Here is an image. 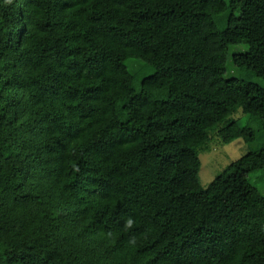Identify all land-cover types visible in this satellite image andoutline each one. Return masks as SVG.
Instances as JSON below:
<instances>
[{"label":"trees","instance_id":"1","mask_svg":"<svg viewBox=\"0 0 264 264\" xmlns=\"http://www.w3.org/2000/svg\"><path fill=\"white\" fill-rule=\"evenodd\" d=\"M252 78L264 0H0V264H264Z\"/></svg>","mask_w":264,"mask_h":264},{"label":"rangeland","instance_id":"2","mask_svg":"<svg viewBox=\"0 0 264 264\" xmlns=\"http://www.w3.org/2000/svg\"><path fill=\"white\" fill-rule=\"evenodd\" d=\"M233 50H244L243 47H232ZM230 75L236 74L234 68L230 67ZM253 82L264 85L259 79L252 78ZM236 118L246 119V115L242 111L236 114ZM243 124L246 122L242 121ZM264 147V139H257L252 143H246L242 139H237L231 143H223L214 140L208 145V148L199 152L201 160V169L199 172V181L203 187H207L233 161L238 160L248 152ZM250 181L254 185V190L248 193L247 199L252 201L259 197H264V171L249 176Z\"/></svg>","mask_w":264,"mask_h":264}]
</instances>
